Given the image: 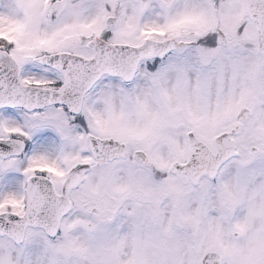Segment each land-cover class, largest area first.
I'll return each mask as SVG.
<instances>
[{"label":"snow or ice","instance_id":"snow-or-ice-1","mask_svg":"<svg viewBox=\"0 0 264 264\" xmlns=\"http://www.w3.org/2000/svg\"><path fill=\"white\" fill-rule=\"evenodd\" d=\"M0 264H264V0H0Z\"/></svg>","mask_w":264,"mask_h":264}]
</instances>
